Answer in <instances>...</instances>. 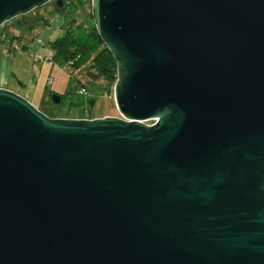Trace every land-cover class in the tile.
<instances>
[{"label": "water", "instance_id": "obj_1", "mask_svg": "<svg viewBox=\"0 0 264 264\" xmlns=\"http://www.w3.org/2000/svg\"><path fill=\"white\" fill-rule=\"evenodd\" d=\"M53 1L0 0V29ZM92 16L120 117L0 88V264H264V0Z\"/></svg>", "mask_w": 264, "mask_h": 264}, {"label": "rangeland", "instance_id": "obj_2", "mask_svg": "<svg viewBox=\"0 0 264 264\" xmlns=\"http://www.w3.org/2000/svg\"><path fill=\"white\" fill-rule=\"evenodd\" d=\"M91 13L92 0L90 4L76 12L68 8L66 13L59 10L55 0L5 25L2 39L9 41L17 38L18 44L15 48L19 49L10 87L22 91L19 80L25 82L33 71L37 74L45 63L46 69H42V79L51 76L55 83L49 87V90L59 91L64 97L61 98V105H55L52 99L44 102L45 104L31 103L50 118L72 116V118L83 119L86 110L91 112L92 119L120 117L114 99V88L111 93H108L103 81L94 82L86 76L85 72L74 71L68 65L45 61L54 55L51 44L62 36L63 22L69 23L72 20L86 22ZM82 89L87 90L88 93L82 94Z\"/></svg>", "mask_w": 264, "mask_h": 264}, {"label": "trees", "instance_id": "obj_3", "mask_svg": "<svg viewBox=\"0 0 264 264\" xmlns=\"http://www.w3.org/2000/svg\"><path fill=\"white\" fill-rule=\"evenodd\" d=\"M62 1L63 7L58 6V8L64 13L68 8L76 12L91 2V0ZM61 28L62 36L51 44L54 53L52 61L55 64L68 65L74 71L85 72L86 76L94 82L103 81L108 93H111L118 80L117 64L97 31L92 13L86 22L72 20L68 23L66 21ZM61 97L64 96L61 95ZM86 111L92 119L91 112Z\"/></svg>", "mask_w": 264, "mask_h": 264}, {"label": "crops", "instance_id": "obj_4", "mask_svg": "<svg viewBox=\"0 0 264 264\" xmlns=\"http://www.w3.org/2000/svg\"><path fill=\"white\" fill-rule=\"evenodd\" d=\"M4 30L5 26L0 29V88L18 93L32 103L39 102L40 104H45L44 102L51 100L54 95L61 96L59 91L49 90V87L53 86L55 83L51 76L42 79V69H46L45 63L42 64L37 74L33 71L25 82L19 80V86L22 91L10 87L19 49L15 48L16 44H18L17 39L12 38L9 41L2 39ZM66 118L80 119L76 117L72 118V116Z\"/></svg>", "mask_w": 264, "mask_h": 264}, {"label": "built area", "instance_id": "obj_5", "mask_svg": "<svg viewBox=\"0 0 264 264\" xmlns=\"http://www.w3.org/2000/svg\"><path fill=\"white\" fill-rule=\"evenodd\" d=\"M52 60H53L52 58H47L45 61H52ZM81 93H82V94H87L88 91L85 90V89H82ZM83 119H90V114H89L88 111H86V114H85V116L83 117Z\"/></svg>", "mask_w": 264, "mask_h": 264}]
</instances>
